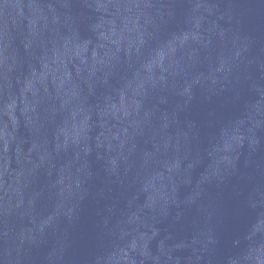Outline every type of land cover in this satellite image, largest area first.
<instances>
[{
	"label": "water",
	"instance_id": "water-1",
	"mask_svg": "<svg viewBox=\"0 0 264 264\" xmlns=\"http://www.w3.org/2000/svg\"><path fill=\"white\" fill-rule=\"evenodd\" d=\"M0 264H264V0H0Z\"/></svg>",
	"mask_w": 264,
	"mask_h": 264
}]
</instances>
